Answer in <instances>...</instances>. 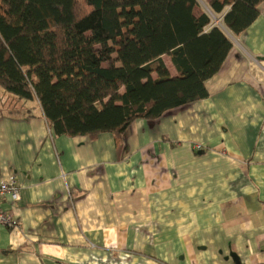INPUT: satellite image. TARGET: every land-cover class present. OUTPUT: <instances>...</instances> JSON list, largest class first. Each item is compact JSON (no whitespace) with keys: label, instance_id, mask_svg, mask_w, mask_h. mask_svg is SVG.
Here are the masks:
<instances>
[{"label":"crops","instance_id":"crops-1","mask_svg":"<svg viewBox=\"0 0 264 264\" xmlns=\"http://www.w3.org/2000/svg\"><path fill=\"white\" fill-rule=\"evenodd\" d=\"M260 10L239 36L214 12L233 49L209 96L134 120L120 145L57 135L37 101L0 87V179L22 188L2 202L20 227L0 225V264H264Z\"/></svg>","mask_w":264,"mask_h":264},{"label":"trees","instance_id":"trees-1","mask_svg":"<svg viewBox=\"0 0 264 264\" xmlns=\"http://www.w3.org/2000/svg\"><path fill=\"white\" fill-rule=\"evenodd\" d=\"M264 0H209L239 36ZM199 0H0V86L57 135L120 145L132 122L207 98L233 49ZM169 56L173 76L163 56Z\"/></svg>","mask_w":264,"mask_h":264},{"label":"built area","instance_id":"built-area-1","mask_svg":"<svg viewBox=\"0 0 264 264\" xmlns=\"http://www.w3.org/2000/svg\"><path fill=\"white\" fill-rule=\"evenodd\" d=\"M21 185L18 182L16 176L11 174L6 179H0V225L17 229L20 227L19 219L11 212L7 211L3 206V199L9 195L13 202H17L21 199Z\"/></svg>","mask_w":264,"mask_h":264},{"label":"rangeland","instance_id":"rangeland-1","mask_svg":"<svg viewBox=\"0 0 264 264\" xmlns=\"http://www.w3.org/2000/svg\"><path fill=\"white\" fill-rule=\"evenodd\" d=\"M200 2H202L201 4H200V9H205V7H204V2H203V0H199ZM206 11H207V9H205ZM208 12V11H207ZM211 17H212V19L213 20H215L217 17H216V14L213 12V11H211ZM224 27V26H223ZM225 29V28H224ZM1 87V86H0Z\"/></svg>","mask_w":264,"mask_h":264}]
</instances>
